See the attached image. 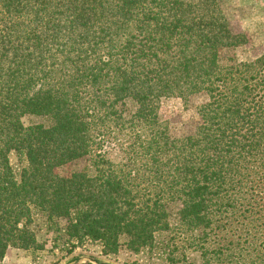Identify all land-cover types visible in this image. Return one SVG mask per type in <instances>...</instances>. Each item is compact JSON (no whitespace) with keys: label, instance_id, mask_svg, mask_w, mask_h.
<instances>
[{"label":"trees","instance_id":"obj_1","mask_svg":"<svg viewBox=\"0 0 264 264\" xmlns=\"http://www.w3.org/2000/svg\"><path fill=\"white\" fill-rule=\"evenodd\" d=\"M231 3L0 0V263L262 251L264 53L226 55L249 43ZM171 99L196 100L194 135L171 136Z\"/></svg>","mask_w":264,"mask_h":264},{"label":"rangeland","instance_id":"obj_2","mask_svg":"<svg viewBox=\"0 0 264 264\" xmlns=\"http://www.w3.org/2000/svg\"><path fill=\"white\" fill-rule=\"evenodd\" d=\"M231 13L229 20L237 33H244L248 36L249 43L240 48L236 52H226L228 57L234 55L240 61H253L264 53V0H230ZM161 118L170 130V134L174 138H181L194 135L200 122L197 110L196 100L189 105H185L179 99L167 100L161 107ZM35 121L33 118H25V124ZM11 163L18 169V160L15 155L11 157ZM85 163L77 162L70 166L58 169L60 175H67L73 170H78ZM184 238H176V244L179 248L172 247L167 253L161 251H153L140 256L124 253L118 259L104 255L102 248L98 245H89L78 248L73 254H70L59 261L55 260L52 254L47 252L42 255L38 261L34 257L27 255L21 250L11 249L8 251L5 259L0 264H70L74 261L82 260L77 264H92L88 258L108 261L114 264H258L257 256L264 258V248L259 254L253 253L252 249L244 250L236 253H210V262L205 261L201 252L194 251L187 243L185 245ZM167 242L169 238L163 240ZM262 248V247H261ZM260 248V249H261ZM223 254V255H222ZM176 256V257H175ZM221 259V260H220ZM260 264V263H259Z\"/></svg>","mask_w":264,"mask_h":264},{"label":"water","instance_id":"obj_3","mask_svg":"<svg viewBox=\"0 0 264 264\" xmlns=\"http://www.w3.org/2000/svg\"><path fill=\"white\" fill-rule=\"evenodd\" d=\"M88 261H90L92 264H114L108 261H104V260H99V259H93V258H88ZM78 262H82V260H78V261H74L70 264H77Z\"/></svg>","mask_w":264,"mask_h":264}]
</instances>
